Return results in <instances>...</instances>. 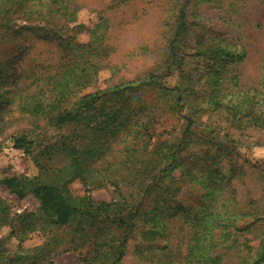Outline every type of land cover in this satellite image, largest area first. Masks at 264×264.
<instances>
[{"label":"trees","instance_id":"obj_1","mask_svg":"<svg viewBox=\"0 0 264 264\" xmlns=\"http://www.w3.org/2000/svg\"><path fill=\"white\" fill-rule=\"evenodd\" d=\"M255 1L264 5V0ZM37 2L40 9L49 4ZM51 3L36 11V0H0V42L14 43L23 34L60 40L64 23L50 17L72 19L76 13L68 12L70 0ZM30 6L36 11L34 19L27 16ZM187 16L181 8L164 33L160 66L142 79L73 99L76 88L89 86L98 71L97 64L85 67L79 61L54 77L37 76L42 83L33 95L22 97L19 91V110L43 118L60 134L33 157L36 176L0 181L18 199L31 194L39 202L37 212L12 216L0 200V229L10 228L9 239L20 244L34 232L70 226L72 251L89 245L88 254L80 256L83 264H121L132 240L147 264H264V204L242 193L252 168L261 167L264 179V158L253 164L242 156L246 148L234 137L242 129L264 130V65L256 85L246 87L239 69L227 67L228 61L237 67L244 61V46L231 35L205 36ZM187 59L201 66L187 68ZM8 68L0 60L2 124L8 92L1 76ZM175 74L177 84L170 87L166 80ZM204 114L208 117L202 121ZM166 115L184 120L183 130L155 140L156 125ZM32 145L24 134L13 138L17 150L28 153ZM76 180L87 192L107 186L128 187L130 192L118 202H97L72 194L69 186ZM188 183L196 185L194 201L184 198L183 185ZM21 250L1 242L0 264H44L41 250Z\"/></svg>","mask_w":264,"mask_h":264},{"label":"rangeland","instance_id":"obj_2","mask_svg":"<svg viewBox=\"0 0 264 264\" xmlns=\"http://www.w3.org/2000/svg\"><path fill=\"white\" fill-rule=\"evenodd\" d=\"M45 1L49 4L40 9L36 0V11L53 6L51 1L56 0ZM181 8L188 14L187 22L195 24L196 30L204 29L205 36L218 34L226 38L231 35L239 40L247 56L239 67L229 61L227 67L233 68L235 72L239 69L240 81L246 87L256 85L264 65V5L255 0H216V3L204 0H70L68 12H75L74 18L57 14L49 19L51 22L64 23L59 32L60 40L33 39L30 35L23 34L20 41L16 39L11 40L14 43L5 44L0 42V60L9 64V68L1 76L3 89L8 93L2 104L7 111L5 121L0 123V128L5 126L0 132V181L13 176H36L37 168L33 157L36 158L39 150L60 134L58 130L47 126L43 118L33 117L19 110V91L22 97L33 95L36 86L42 83L36 81L37 76H43V79L54 77L69 67L78 65L79 61L85 67L89 66L88 62L97 64L98 71L95 76L92 75L89 86L82 91L76 88L73 99L118 83L144 78L160 66L164 58V33L173 24ZM27 9L32 11L27 12L29 18L37 17L35 9L31 6ZM52 27L54 26L50 25L49 28ZM43 32L45 33L44 29ZM191 38L194 39L193 34ZM17 41L20 42V47H16ZM186 62L187 68L197 69L201 66L192 59H187ZM79 71L80 69L77 73ZM88 71L91 69H87ZM15 75L18 76V83L14 90ZM177 81V74L166 80L170 87L175 86ZM48 88L50 87L46 89ZM49 94L50 91L45 93L46 96ZM207 117L204 114L201 120L205 121ZM183 125L184 120L181 118L166 115L156 125L155 140L180 135ZM222 126L225 123L222 122ZM239 132L234 137L241 142L240 146L246 148L242 150V156L245 154L253 164H258L264 158V130L252 127ZM22 134L34 142L28 153L13 147L14 136ZM191 150L193 151V146ZM56 163L55 160L54 164ZM260 171L258 167L251 169L249 183L247 181L242 193L248 192L249 197L261 199V205L264 204V179ZM175 174L178 175L179 170ZM69 187L73 195H87L97 202H118L130 192L128 187L115 189L112 186L87 192L88 187L78 180ZM183 195L185 199L194 201L197 196L196 185L184 184ZM0 200L6 202L12 216L23 212H37L39 208V202L31 194L18 199L1 184ZM42 226L45 227V224L42 223ZM10 233L8 227L0 229V243L5 248L20 247L21 251L26 252L41 250L45 257L44 264H83L80 256L89 252L88 243L82 244L78 252L72 251L70 242L74 237V227L70 226L53 228L47 233L34 232L20 244L8 238ZM76 244L78 242L73 246ZM135 246L136 242L130 241L121 264H147L139 258Z\"/></svg>","mask_w":264,"mask_h":264}]
</instances>
